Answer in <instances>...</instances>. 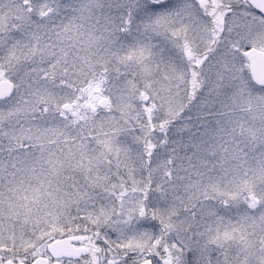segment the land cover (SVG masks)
I'll return each mask as SVG.
<instances>
[{"label":"snow or ice","instance_id":"obj_1","mask_svg":"<svg viewBox=\"0 0 264 264\" xmlns=\"http://www.w3.org/2000/svg\"><path fill=\"white\" fill-rule=\"evenodd\" d=\"M0 264H264V0H0Z\"/></svg>","mask_w":264,"mask_h":264}]
</instances>
